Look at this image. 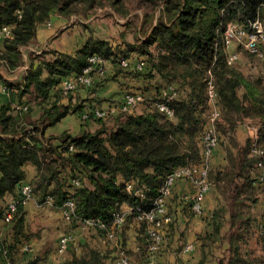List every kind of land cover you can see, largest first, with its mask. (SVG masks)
Wrapping results in <instances>:
<instances>
[{"label": "trees", "instance_id": "trees-1", "mask_svg": "<svg viewBox=\"0 0 264 264\" xmlns=\"http://www.w3.org/2000/svg\"><path fill=\"white\" fill-rule=\"evenodd\" d=\"M106 7L126 20L125 27L134 31L133 41L123 32L120 43L114 44L83 24L89 35L76 52L29 51V67L20 80L10 82L0 76L6 91L19 102L14 107L12 102L3 105L0 111V225L9 227L12 234L11 240L0 237V264H40L50 259L29 256L31 243L41 231L33 232L28 225L26 202L21 199L25 183L31 185L38 203L45 204L51 197L54 209L72 199L76 215L71 222L98 230L125 251L130 264H144L151 256L152 240L146 233L147 223L138 219L139 209L148 212L156 207L170 173L202 164V140L212 115L210 75L221 113L216 123L217 147L224 150L226 163L221 168L211 165L209 171L211 190L221 196V202L211 215L213 231L202 238L203 259L197 264H206V249L220 235L227 218L229 231L223 238L229 248L218 263L264 264V252L252 249V241L264 245V220L255 212L264 201V44L259 43L257 53L247 51L250 60L245 62L241 56L233 64L224 47L228 24L250 33L256 20L264 21V0H0V25L14 26L13 36L3 40L0 68L13 75L25 66L22 49L36 42L39 29L54 15L89 20ZM94 55L113 64L112 78L133 75L150 84L139 88L143 94L139 106L98 118L91 112L95 108L88 109L83 100L73 103L79 89L90 90L97 81L64 93L63 80L82 73ZM121 58L130 59L129 67L121 65ZM142 59L146 66L140 72L135 64ZM108 79L109 75L101 81ZM163 91L175 96L169 99ZM162 102L173 110L172 117L158 108ZM138 107L143 109L138 112ZM71 113L84 125L92 120L98 127L76 135L46 134ZM247 119L254 122L257 134L242 142L236 133ZM29 164L36 169L30 181ZM8 196L16 202L11 222L5 220ZM179 203L189 215H198L192 211V201L174 191L167 201L171 222L166 235L175 222L171 212ZM118 215L125 216L122 226L116 224ZM91 219L98 224L88 225ZM128 223H135L137 231L136 246L129 249L124 234ZM70 255L55 264H106L108 259L105 251L93 246Z\"/></svg>", "mask_w": 264, "mask_h": 264}, {"label": "crops", "instance_id": "crops-1", "mask_svg": "<svg viewBox=\"0 0 264 264\" xmlns=\"http://www.w3.org/2000/svg\"><path fill=\"white\" fill-rule=\"evenodd\" d=\"M93 18L80 21L75 17L69 20L62 18L59 15H54L48 24L42 26L39 29L36 42L32 44V46L22 49L26 64L29 63L28 52L35 51L37 49L47 51L56 50L58 52L64 53L76 52V50L82 45L89 35V29H86L83 24H88V22ZM89 26L92 28V25ZM92 29L95 35L98 36L100 29ZM3 44L4 41H0V49L3 48ZM106 68L108 70L109 79L104 82L97 79V84H95L94 88L90 90L79 89L74 94L73 103H76L77 99H79L85 102L88 109H109L112 107H117L120 104L128 88L134 87L139 89L141 86L150 85L149 83L145 82L144 79L133 75L127 76L122 74L112 78L111 76H114L113 64L108 61L106 62ZM22 75L23 73L20 74L18 80L22 78ZM10 102H12L13 107L19 103L17 98L11 96L6 90L0 89V111L3 105H8ZM38 115L39 112L35 114V116ZM97 127V123L92 120L88 121L84 125L77 114L71 113L63 118L57 125L48 128L46 134L60 135L67 131L73 135H76L84 130H95ZM238 130L246 137H254L257 133V127L250 119H247L243 124H241L238 127ZM225 163L224 150L222 147H217L212 165L214 167L221 168L223 165H225ZM35 173V166L29 164L27 166V180L30 181ZM174 191L175 194H177V196L180 198L185 196L191 197L194 194V187L190 181L180 180L176 184ZM10 199L11 198H9V196L6 198L7 201H10ZM220 202L221 196L215 190H211L206 196L204 211L201 215L191 216L184 209L182 203L176 205V207L173 209V213L175 214L173 215V218L175 222L171 227V231L167 232L164 245H162L160 253L157 254L155 258V264L199 263L200 260L203 259L201 246L204 241L202 238L205 237L207 233H211L213 231L214 226L211 215L213 210L219 205ZM26 209L28 212L27 221L30 229L32 228V221H37L41 224V227L38 228L37 231L39 233L41 231V233L32 241V248L30 250L29 256L35 257L37 255H41L44 257L48 256V258L50 257L48 263H45V260L40 262V264H55L56 260L53 258V255H56L57 258L59 257L58 252H55L52 255L54 249L57 250L56 248H58L59 242L54 243L53 239L50 240L49 235L51 231L59 232V237L66 234V232H71L76 236L80 232H83L84 228H87L85 225L78 223L75 224L66 220L60 209H54L52 205L48 203L40 204L35 197L26 202ZM255 212L259 220H264V201H261L257 204L255 207ZM223 222L224 223L220 235L214 236L212 238L214 243L212 244L211 248L206 249L208 252L207 254H209L206 259V264H219L218 258L223 257L224 253H226L227 249L229 248L227 239L223 238V236L229 231L228 218ZM135 226V223H130L129 228L126 229V232L128 234H136L137 236ZM0 237L5 240H11L12 234L10 232V228L1 224ZM95 237L99 236L97 235ZM131 239H136V237L131 236ZM189 245H192L191 250L186 249ZM135 246L136 243H133L130 248H134ZM71 257L72 255H68V253H66L64 257H61V261ZM58 259L60 260V258ZM114 264L118 263L116 262Z\"/></svg>", "mask_w": 264, "mask_h": 264}, {"label": "built area", "instance_id": "built-area-1", "mask_svg": "<svg viewBox=\"0 0 264 264\" xmlns=\"http://www.w3.org/2000/svg\"><path fill=\"white\" fill-rule=\"evenodd\" d=\"M253 30L248 33L244 29L239 28L233 23L228 24L224 34V47L226 50L228 62L230 64L236 63L240 60L241 54L236 49L237 46H242L246 51L250 53H257L259 51V43L264 44V21L261 19L256 20L252 24ZM13 25H0V41L13 36ZM39 53V52H38ZM106 62L100 56L94 55L90 58V65L86 67L82 73L64 79L61 87L64 93L75 90L79 85L91 87L94 85L97 79L102 80L108 75L106 68ZM120 63L123 67H129L131 61L127 58H121ZM146 62L142 59L139 60L135 67L138 71L143 72L145 70ZM0 89L6 90L4 84L0 81ZM163 95H169V99L175 96L173 92L163 91ZM208 95L209 104L211 106V119L209 127L203 137V162L201 165L184 166L179 168L173 173H170L164 182L161 189V195L156 200V207L151 211H142L139 209L138 219L147 223L146 233L152 240L150 245L151 256L145 261L144 264H155L154 254L161 248L165 235L166 226L171 222V217L168 214L167 201L169 197L174 193V189L178 181L188 180L194 187V194L191 197L185 196V200L192 201V211L198 215H201L204 211V203L207 194L211 190V181L209 179V171L212 165L214 150L218 146V135L216 123L221 118V113L216 105V90L213 77L210 75L208 79ZM143 101V94L140 91L125 92L122 101L117 107L109 109L95 108L91 112L98 118H107L111 114H118L124 111H131ZM26 109L21 106H16V109ZM158 108L165 112L169 117H172L174 112L169 108L166 103H158ZM91 109V108H90ZM89 113H84L83 117H88ZM257 134V133H256ZM75 184L80 186V181L76 180ZM132 185L128 186V189H132ZM137 195H140V191H136ZM33 198L32 187L29 183H25L21 189V199L27 202ZM45 203L52 205V198L48 197ZM76 205L72 199H68L61 207L60 211L64 218L68 221H72L75 218ZM16 211V202L10 201L8 204V211L5 215L6 222H11ZM125 222V216L118 215L116 218V224L122 226ZM88 225L98 224L95 220H87ZM114 237V234H110V238ZM76 241L74 234H66L60 238L58 243V254L62 256L70 247V244ZM187 250L192 249V245L187 246ZM118 264H130L129 257L125 251L120 247Z\"/></svg>", "mask_w": 264, "mask_h": 264}, {"label": "rangeland", "instance_id": "rangeland-1", "mask_svg": "<svg viewBox=\"0 0 264 264\" xmlns=\"http://www.w3.org/2000/svg\"><path fill=\"white\" fill-rule=\"evenodd\" d=\"M94 18L92 20H90L88 22L89 25H92V28H99L100 31L98 33L99 37H105L108 39H111V41L115 44V43H120L121 40V35L123 34V32L126 34V37L129 41H133L134 37V31L133 29H128L127 27H125V19L123 18H119L118 15L113 14L112 10L110 7H106L103 9H100L95 15H93ZM85 21V20H84ZM91 28V29H92ZM88 29V28H86ZM243 60L246 62L247 60H250L251 56H249V54L247 53V51L245 49H242L241 47H237L236 48ZM25 66H26V62H25ZM139 89H136L134 87H130L126 90L127 92H131V91H138ZM144 105V104H143ZM142 105V106H143ZM142 107H138L137 111H141ZM237 137L243 142L247 137L245 135L242 134V132H239V130H237ZM242 134V135H241ZM173 215H175L173 212H171ZM32 230H34L33 232H37L38 228L41 227V224L38 223L37 221H32ZM129 224L125 226L126 229L129 228ZM131 232V230H130ZM67 233V232H66ZM124 234L126 235L125 239V245L127 246L126 248L129 249L130 246L133 243H136V239H131V236H135L136 234H128L126 232V230L124 229ZM88 235V236H86ZM99 236V237H95V236ZM63 236V235H62ZM90 237V238H87ZM92 237V238H91ZM50 240L53 239L54 243H57L59 240V232H50L49 235ZM101 239V240H100ZM256 241H252V249H254L257 254L263 253L264 252V245L263 244H255ZM116 245V243H114L112 240H107L106 238H104V236L102 237V235L100 234V232L98 230H91L89 228H84L83 232H80L79 234L76 235V241L75 243L72 245V249L69 250L68 255L71 254L72 251L74 250H80L81 248H86L87 246H93L96 248H99L103 251L106 252V254L108 255V259L106 261V264H114L117 262L118 260V256H119V248L117 249L116 247H114ZM55 250V249H54ZM66 253H64L62 256H59L58 258L64 257ZM56 262H61L59 259L56 260Z\"/></svg>", "mask_w": 264, "mask_h": 264}, {"label": "water", "instance_id": "water-1", "mask_svg": "<svg viewBox=\"0 0 264 264\" xmlns=\"http://www.w3.org/2000/svg\"><path fill=\"white\" fill-rule=\"evenodd\" d=\"M29 67V63L26 66L21 67L15 74L10 75L6 68H0V76H2L6 81L15 82L19 79L20 74L24 73Z\"/></svg>", "mask_w": 264, "mask_h": 264}]
</instances>
